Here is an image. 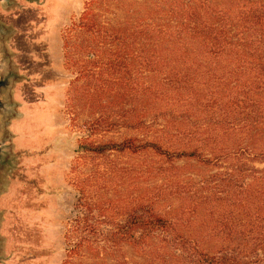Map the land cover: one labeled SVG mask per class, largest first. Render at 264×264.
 I'll use <instances>...</instances> for the list:
<instances>
[{
	"label": "trees",
	"instance_id": "16d2710c",
	"mask_svg": "<svg viewBox=\"0 0 264 264\" xmlns=\"http://www.w3.org/2000/svg\"><path fill=\"white\" fill-rule=\"evenodd\" d=\"M62 50L72 115L86 116L89 137L147 136L79 143L75 170L87 173L75 182L66 257L99 264L157 231L190 242L180 228L193 225L223 238L211 253L195 246L200 264H264V1L84 0ZM122 153L167 164L152 193L106 194L124 169L96 160ZM215 208L217 220L200 224L199 211Z\"/></svg>",
	"mask_w": 264,
	"mask_h": 264
},
{
	"label": "rangeland",
	"instance_id": "374dc122",
	"mask_svg": "<svg viewBox=\"0 0 264 264\" xmlns=\"http://www.w3.org/2000/svg\"><path fill=\"white\" fill-rule=\"evenodd\" d=\"M83 2L0 3V55L5 59L4 73L11 76L4 93L8 110L0 115V139L6 143L0 159V264H89L84 258L66 257L73 245L67 232L80 213L74 207L75 182L87 173L86 166L75 170L77 147L85 139L103 143L147 137L128 129L89 137L83 126L86 116L72 115L68 97L73 74L63 64L62 34L78 18ZM96 162L124 169L123 178H119H126L124 184L115 178L108 184L111 189L106 194L113 198L136 196L141 191L152 193V186L159 183L156 169L167 166L150 153L111 154ZM256 165L262 167L264 163ZM194 167L189 163V170ZM185 201L180 205L191 200ZM159 212L165 214L166 210L161 208ZM202 212L199 223L203 220L212 224L221 214L216 208L209 215ZM126 218L117 215L114 221L123 224ZM113 227L99 226L101 230ZM180 230L182 235L190 233L192 241L157 231L146 244L122 245L99 264H200L195 246L211 253L223 240L193 225Z\"/></svg>",
	"mask_w": 264,
	"mask_h": 264
},
{
	"label": "water",
	"instance_id": "95a60500",
	"mask_svg": "<svg viewBox=\"0 0 264 264\" xmlns=\"http://www.w3.org/2000/svg\"><path fill=\"white\" fill-rule=\"evenodd\" d=\"M5 0H0V3H3ZM3 33V29L0 28V35ZM5 59L0 55V115L7 112L8 107L4 97V93L9 86V80L11 76L5 74ZM6 143L4 140L0 139V159L5 151Z\"/></svg>",
	"mask_w": 264,
	"mask_h": 264
}]
</instances>
